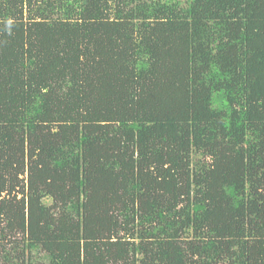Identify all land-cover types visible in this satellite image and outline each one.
Wrapping results in <instances>:
<instances>
[{
  "label": "trees",
  "instance_id": "trees-1",
  "mask_svg": "<svg viewBox=\"0 0 264 264\" xmlns=\"http://www.w3.org/2000/svg\"><path fill=\"white\" fill-rule=\"evenodd\" d=\"M0 264H264V0H0Z\"/></svg>",
  "mask_w": 264,
  "mask_h": 264
}]
</instances>
